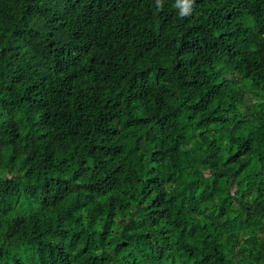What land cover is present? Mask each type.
Returning <instances> with one entry per match:
<instances>
[{"label": "trees", "instance_id": "1", "mask_svg": "<svg viewBox=\"0 0 264 264\" xmlns=\"http://www.w3.org/2000/svg\"><path fill=\"white\" fill-rule=\"evenodd\" d=\"M0 0V264H264V0Z\"/></svg>", "mask_w": 264, "mask_h": 264}, {"label": "clouds", "instance_id": "2", "mask_svg": "<svg viewBox=\"0 0 264 264\" xmlns=\"http://www.w3.org/2000/svg\"><path fill=\"white\" fill-rule=\"evenodd\" d=\"M194 0H175L174 7L179 10L180 17L191 15L193 11ZM157 4L160 5V0H157Z\"/></svg>", "mask_w": 264, "mask_h": 264}]
</instances>
